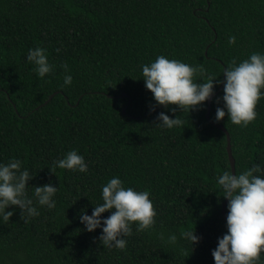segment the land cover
Segmentation results:
<instances>
[{
  "label": "trees",
  "instance_id": "obj_1",
  "mask_svg": "<svg viewBox=\"0 0 264 264\" xmlns=\"http://www.w3.org/2000/svg\"><path fill=\"white\" fill-rule=\"evenodd\" d=\"M35 46L54 65L44 77L26 61ZM252 52H264V0H0V161L17 158L29 169V197L34 186H57L55 207L33 197L39 215L26 222L18 206L5 209L13 214L0 222V264H214L211 250L227 231L216 176L231 172L226 135L214 123L229 134L235 173L264 168V97L246 127L227 115L214 122L220 85L210 120L207 100L171 112L176 105L155 104L140 66L158 55L179 59L203 67L194 75L201 83L223 80L230 61ZM65 74L72 82L61 87ZM161 111L183 124L157 127ZM72 149L87 171L53 169ZM113 176L148 191L156 210L151 228L137 231L133 222L123 250L103 247L101 229L86 231L79 220L102 203L101 185ZM193 227L200 240L191 247L181 233Z\"/></svg>",
  "mask_w": 264,
  "mask_h": 264
},
{
  "label": "clouds",
  "instance_id": "obj_2",
  "mask_svg": "<svg viewBox=\"0 0 264 264\" xmlns=\"http://www.w3.org/2000/svg\"><path fill=\"white\" fill-rule=\"evenodd\" d=\"M229 43L235 41L229 36ZM59 51V49H57ZM26 61L33 65L38 77H44L54 70L48 61L46 49L40 46L29 48ZM67 69V65H63ZM200 65H190L179 59H170L164 55L140 66L144 87L152 94L155 104L186 110L198 108L209 99L214 92V84H222V107H216L213 120L218 122L227 115L233 124L246 127L256 116V104L264 97V52H252L246 59L237 63L230 61L223 69V80L210 76L204 82L194 81V75L203 73ZM72 76L65 74L63 84L70 85ZM150 107L149 111L154 109ZM183 121L165 112L157 114L155 125L171 129L181 126ZM21 160L10 158L7 162L0 161V222H7L13 210H5L9 205L18 206L20 218L27 219L39 215L35 203L49 209L54 208L53 198L57 186L51 182L34 186L32 197L27 194L26 182L32 178L28 168H22ZM52 167L86 172L88 164L83 155L75 149L67 151L62 158L52 161ZM264 168L253 163L239 173L230 172L225 168L216 176V184L226 198L225 226L227 231L217 238L215 248L211 250L214 264H264L260 254L264 253ZM146 190H135L125 187L118 176H113L101 185L100 198L102 203L96 204L91 214L80 211L79 220L86 231L101 229L99 240L103 247L123 250L127 244L126 237L132 234L135 222L137 231L149 229L155 223L156 210ZM106 210L109 215L101 216ZM181 238L190 242L193 247L200 237L194 233V227L181 233ZM161 239H164L161 234ZM177 235L170 232L166 238L169 244H175Z\"/></svg>",
  "mask_w": 264,
  "mask_h": 264
},
{
  "label": "water",
  "instance_id": "obj_3",
  "mask_svg": "<svg viewBox=\"0 0 264 264\" xmlns=\"http://www.w3.org/2000/svg\"><path fill=\"white\" fill-rule=\"evenodd\" d=\"M222 88V84L219 86L218 90H220ZM57 92H54L52 94L49 95L48 99L44 102L46 103L48 100H50ZM125 94H122L120 96H124ZM215 95V93L212 94V96L207 99V109H206V112H205V117L207 120H210V116H209V113H210V105H211V100L213 98V96ZM125 108H123V111H124ZM215 126H217L218 128H220L226 135V151H227V155H228V160H229V164H230V169H231V172L235 173V167H234V164H235V161H234V158L232 156V152H231V145H230V137H229V134L228 132L226 131V129L222 126V125H219V124H216L214 123ZM226 203H227V200L226 198H224V200L222 201V205H221V213L224 217H226Z\"/></svg>",
  "mask_w": 264,
  "mask_h": 264
}]
</instances>
